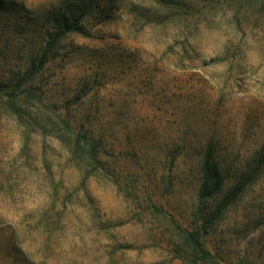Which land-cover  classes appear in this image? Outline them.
<instances>
[{"label":"rangeland","instance_id":"1","mask_svg":"<svg viewBox=\"0 0 264 264\" xmlns=\"http://www.w3.org/2000/svg\"><path fill=\"white\" fill-rule=\"evenodd\" d=\"M73 17L82 31L37 67ZM15 84L0 264H203L168 215L204 225L213 264H264V0H0V88ZM207 152L222 184L200 203Z\"/></svg>","mask_w":264,"mask_h":264},{"label":"trees","instance_id":"2","mask_svg":"<svg viewBox=\"0 0 264 264\" xmlns=\"http://www.w3.org/2000/svg\"><path fill=\"white\" fill-rule=\"evenodd\" d=\"M58 27V28H57ZM57 30L51 34L47 35V39L45 45L43 47L41 57L39 60V64L37 67H40L46 61L48 54L54 49L56 42L63 37L67 33L72 32H81L82 28L78 23V18L73 17L70 21L66 19L62 20L59 26H56ZM6 86V85H5ZM19 87L18 85H12L8 89L0 88V103L8 110L15 111L18 110L20 107L17 105L16 101L18 100V94L16 93V89ZM3 91V92H1ZM64 130L69 132L72 145L74 144L75 147L78 149L80 146L84 148V152L90 157L95 158L98 152L97 144L93 143L85 134H80L79 132H73L69 126H64ZM201 180L197 189V200L202 203L203 201L207 200L208 198L215 195L219 192L222 181L217 176L216 172L213 170L211 162H210V155L207 152L201 162ZM244 186V182H237L226 195L222 206H224L228 201L234 200L238 193L242 190ZM154 210L158 213H162L165 215L166 212L161 208L154 207ZM169 216V221L171 227L177 234L178 239L182 246L185 247V253L187 257L194 263H203V264H213L214 257L212 254L203 246L200 236V227H204V225L198 224L192 227L189 230L181 227V225L173 219L172 216ZM214 214H212L207 221L203 224H208L212 221Z\"/></svg>","mask_w":264,"mask_h":264}]
</instances>
